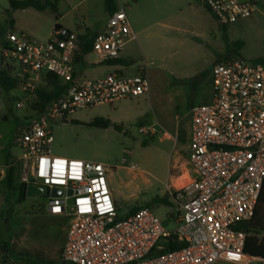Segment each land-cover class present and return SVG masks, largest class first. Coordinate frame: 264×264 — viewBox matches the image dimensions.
Returning a JSON list of instances; mask_svg holds the SVG:
<instances>
[{
  "label": "built area",
  "instance_id": "2783aa9c",
  "mask_svg": "<svg viewBox=\"0 0 264 264\" xmlns=\"http://www.w3.org/2000/svg\"><path fill=\"white\" fill-rule=\"evenodd\" d=\"M222 26L251 16L256 5L242 0H203ZM134 33L123 7L113 12L98 33L92 52L99 64L117 61ZM0 49L3 67L11 71L26 102H33L42 75L51 72L68 85L43 112L14 138L21 184L44 188L48 212L69 221L61 258L67 264H264L244 253L246 234L235 226L251 220L264 184V63L240 58L212 67L213 98L189 111L190 152L182 187L172 180L166 187L177 207L180 226L166 230L148 207L122 217L109 184L110 168L103 163L53 154L52 123L78 111L149 94L150 82L141 68L134 76L118 71L103 78L76 77L84 42L56 23L49 38L7 33ZM24 106V103H21ZM157 125L141 128L155 135ZM9 165L0 166V181ZM57 189L61 196H53ZM71 192V194H70ZM3 203H0V214ZM174 237L185 246L151 258L164 239Z\"/></svg>",
  "mask_w": 264,
  "mask_h": 264
},
{
  "label": "rangeland",
  "instance_id": "374dc122",
  "mask_svg": "<svg viewBox=\"0 0 264 264\" xmlns=\"http://www.w3.org/2000/svg\"><path fill=\"white\" fill-rule=\"evenodd\" d=\"M50 1L55 10L48 8L38 13L13 11L8 0H0V29L5 34L17 32L11 20L18 18L30 27V31L24 32L37 37L40 36L37 33L52 32L56 11L72 10L68 20L77 24L83 22L81 13L85 9L103 11L98 0H85L75 8L78 0ZM120 1L124 3L119 8L125 9L138 36L129 46L133 52L129 75L145 69L150 92L78 111L65 120L53 122L52 150L59 157L105 164L110 168L108 178L113 181L114 199L122 217L133 207H148L166 230L174 231L180 226L179 215L166 186L177 179L174 175L176 152L184 153L182 143L178 144L174 135L179 125L184 131L189 111L207 104L206 99L213 95L211 73L217 61L240 58L253 64L264 63V0H242L254 3L256 10L229 26L220 25L205 10L193 12L178 6L170 14L153 15L150 0ZM91 30L95 29L91 27ZM88 60L94 61L97 57L89 54ZM110 70L99 66L101 74ZM35 101L26 102V95L19 87L6 89L0 78V164L5 159L13 162L19 155L14 138L35 117L32 109ZM96 119L110 120L120 129L91 126ZM154 124L157 125L155 135L140 132L141 128ZM163 198L169 202H156ZM17 199V194L11 195L0 185V200L5 204L0 226L3 240L13 255V260L6 264H58L47 258L54 249L59 227L47 214L49 195L26 197L21 203ZM59 263L65 264L62 259Z\"/></svg>",
  "mask_w": 264,
  "mask_h": 264
},
{
  "label": "crops",
  "instance_id": "0c3cea01",
  "mask_svg": "<svg viewBox=\"0 0 264 264\" xmlns=\"http://www.w3.org/2000/svg\"><path fill=\"white\" fill-rule=\"evenodd\" d=\"M84 1L85 0H78V2H75L73 7L75 8V7L79 6ZM150 1L153 2V7H152L153 10L151 12L153 15L170 14L178 6H185L186 8L190 9L193 12H197L198 10H200V11L205 10L206 12H209V14H211V12L208 10V8L205 5L203 0H200V2L198 0H150ZM98 2L102 3L103 11H100V12L94 11L90 8L85 9L81 13V17L83 18V22L81 24H77V21L75 22L73 20H71V21L68 20L69 15L71 14L72 10L67 9L62 13L59 11L55 12L56 14L54 15V18H53V25H55L56 23H59L62 26L66 27L72 31H75L80 36V38L83 40L94 39V37L98 33H101L106 29L107 20H108L109 16L111 15V13H109L106 10V7H105L106 0H98ZM116 2H117L116 3V9H118L124 3V2H121L120 0H116ZM29 10H35V9H32V8L26 9V11H29ZM13 11H19V10H13ZM35 11L38 13H41L37 10H35ZM15 14H14V16H15ZM34 17H36V15H34ZM87 22L89 24H87ZM11 24L17 29V33H25L24 31H30V27H26L27 24L22 23L18 18H13L11 20ZM91 27H93L95 30L94 31L91 30ZM168 27H170V25H168ZM132 29H133L134 33L136 34V39L124 46V48L121 52V57H120V60L123 61V63H125V65H128V64L131 65V61H132L131 59L133 58V52L131 51V47H129V46L131 43L138 40L137 33L135 32L133 26H132ZM141 32H142V30L138 31V34ZM37 34L40 35L37 37L47 39L50 37L51 31L44 32V33H37ZM4 42H5V36H4V39L0 42V49L3 46ZM125 65H123V64L110 65V64H106V63L105 64H99L97 62V60L89 61L88 56H86L82 63H77L76 77L77 78H88L89 76H98V75H105L106 76L107 74L114 72V71H118L125 76H130L129 70L131 67L125 66ZM99 66H105L111 70L108 71L107 73L102 72V74H101V73H99ZM2 68H3V59L0 55V72H1ZM124 70H126V74L124 73L125 72ZM135 72H137V71H135ZM212 98H213V95L208 97L206 99L207 103H209L212 100ZM188 116H189V113H188ZM183 129H184V131H181V126L179 125V128H177L176 133L174 135V137L176 138V142H178V144L182 143L181 146H182V149L184 150L183 154L181 152H176L177 157H176L175 165H174V168H175L174 175H175V177H177L176 180H178V178L181 175H183V173L185 172V169H187V167H188V158H189V152H190V133H191L190 116H189L187 123L184 125ZM9 163H11V160L5 159L4 162H2L0 164V166H6ZM109 184H110L112 194L114 197V190L111 186L113 184V181L111 179H109ZM1 202L3 203V208H4L5 207L4 202L0 200V203ZM2 212H3V210H2ZM47 214L51 218H54L57 221V224L59 225L58 230H57V241L55 243L54 249L52 250L50 256L47 255V258L50 260L49 262H51V263L58 262V264H60L59 259H62L61 254H62L63 247H64V244L66 241L69 221L64 216L51 215L48 211H47ZM0 223H1V217H0ZM1 228L2 227L0 226V247L4 248L5 250L4 251L0 250V264H6V261L13 260L12 259L13 255L11 254V248L3 240Z\"/></svg>",
  "mask_w": 264,
  "mask_h": 264
},
{
  "label": "trees",
  "instance_id": "16d2710c",
  "mask_svg": "<svg viewBox=\"0 0 264 264\" xmlns=\"http://www.w3.org/2000/svg\"><path fill=\"white\" fill-rule=\"evenodd\" d=\"M138 1V0H135ZM10 8L12 10H26L35 9L39 12H43L48 8H53L55 10V5L50 0H8ZM106 10L109 13L115 12L116 5L114 0H106L105 2ZM209 10V9H208ZM210 11V10H209ZM0 35H2V40L4 39L5 32L0 29ZM83 40V39H82ZM84 45L81 53L78 56L77 63H82L86 56L92 52L93 39L83 40ZM3 46H6L4 42ZM106 64L118 65L123 64L120 59L117 61L108 62ZM130 66V64L125 65ZM1 83L6 89L18 88V81L14 79L11 75V71L8 68H2L0 72ZM68 88L61 78L51 72H45L42 75L41 84L37 90V97L35 103L32 105V109L35 114L43 112L50 103L60 97ZM91 126L109 128L114 126L116 129H120L116 124H113L110 120L96 119L93 121ZM14 161L9 163V168L7 169L6 177L0 182L3 189L9 191L11 195L17 194V202L21 203L26 198V185L21 184L18 179V168L13 165ZM157 203H168L167 198L157 199ZM143 207H133L126 217L134 215ZM238 231H243L246 234V245L244 248V253L252 256L254 258L264 259V184L260 193V197L256 204L253 217L249 221L240 222L235 226ZM162 248H155L150 254V257H156L158 255L165 254L167 252L178 251L182 249L185 245L183 243L177 242L175 238L169 237L164 239L159 245ZM0 250L4 251V248L0 247ZM65 263V262H64ZM67 264V263H65Z\"/></svg>",
  "mask_w": 264,
  "mask_h": 264
},
{
  "label": "water",
  "instance_id": "95a60500",
  "mask_svg": "<svg viewBox=\"0 0 264 264\" xmlns=\"http://www.w3.org/2000/svg\"><path fill=\"white\" fill-rule=\"evenodd\" d=\"M46 192H45V189L44 188H40V187H36V186H28L27 189H26V197H35V196H41V195H45ZM61 191L60 190H57L55 189L53 192H52V195L53 196H61ZM71 194V192H70Z\"/></svg>",
  "mask_w": 264,
  "mask_h": 264
},
{
  "label": "bare ground",
  "instance_id": "6f19581e",
  "mask_svg": "<svg viewBox=\"0 0 264 264\" xmlns=\"http://www.w3.org/2000/svg\"><path fill=\"white\" fill-rule=\"evenodd\" d=\"M188 182V176L184 175L181 178H178V180L175 181V186L176 187H182Z\"/></svg>",
  "mask_w": 264,
  "mask_h": 264
},
{
  "label": "flooded vegetation",
  "instance_id": "af4514ba",
  "mask_svg": "<svg viewBox=\"0 0 264 264\" xmlns=\"http://www.w3.org/2000/svg\"><path fill=\"white\" fill-rule=\"evenodd\" d=\"M45 192H46V190H45Z\"/></svg>",
  "mask_w": 264,
  "mask_h": 264
}]
</instances>
